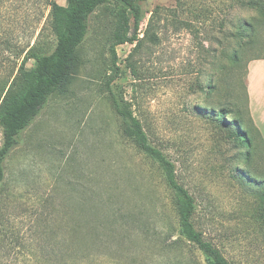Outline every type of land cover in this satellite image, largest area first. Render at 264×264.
Here are the masks:
<instances>
[{
  "label": "rangeland",
  "instance_id": "374dc122",
  "mask_svg": "<svg viewBox=\"0 0 264 264\" xmlns=\"http://www.w3.org/2000/svg\"><path fill=\"white\" fill-rule=\"evenodd\" d=\"M34 1H13L14 10L0 16V29L9 40L19 35L20 44L49 53L55 37L48 17L58 16L66 0L39 7ZM140 5L141 40L117 46L115 65L111 26L91 18L66 92L49 97L5 159L0 264H204L185 241L172 246L179 236L171 190L157 164L124 136L110 92L128 104L148 142L174 164L178 183L194 199L192 220L203 238L230 264H264L258 187L264 179L246 180L247 149L228 135L233 115L223 119L228 127L217 121L226 99L206 89L219 78L214 67L225 46L224 22L234 24L239 9L233 0ZM263 55L245 51L238 78L250 58ZM32 65L29 60L26 68ZM253 141V168L264 171L263 147Z\"/></svg>",
  "mask_w": 264,
  "mask_h": 264
},
{
  "label": "trees",
  "instance_id": "16d2710c",
  "mask_svg": "<svg viewBox=\"0 0 264 264\" xmlns=\"http://www.w3.org/2000/svg\"><path fill=\"white\" fill-rule=\"evenodd\" d=\"M13 1L15 0H0L2 18L7 8L10 12L14 10ZM146 1L66 0L58 16L52 14L48 17V27L55 37V45L49 53L39 52L36 46H30L26 41L20 44L21 39L24 38L19 35L9 40L5 31H2L3 28L0 29V68L4 70L0 77V128L2 131L0 184L5 175V159L18 144L20 133L33 122L49 97L63 95L70 85L73 74L81 63L82 45L88 34L91 18L100 16L101 23L108 22L111 26L107 39L110 43L112 62L115 65L117 46L134 43L138 45L141 40L138 31L145 13L140 4ZM233 1L239 12L234 19V24L224 22L222 36L225 46L219 56L222 58L221 61H216L214 57L216 64L211 62V65L215 64L214 69L219 78L215 80L212 78L206 89L209 96L222 91V97L226 99L224 103L229 112L226 108L217 110V121L222 127H228L224 125L223 119L228 114L233 115L231 126L228 127V135L234 139L237 146H244L247 149L245 163L250 168L249 173L246 172L248 176L246 180L250 183L257 181L258 177L264 179V176L259 175L263 170L254 169L252 165L254 155L257 154L254 137L262 145L263 155L264 142L253 126L247 108V64L254 59H264V55L247 61L241 79L238 78L236 71L240 57L245 51L250 49L264 51V0ZM43 2L50 5L53 3L50 0H35L34 4L39 7ZM11 6L13 8L10 9ZM29 60L33 61V65L27 69L26 64ZM240 92L243 94L246 120L241 117ZM109 98L115 114L122 120L124 136L157 164L167 187L171 190L179 236L172 246H182L180 240H183L201 253L204 264H230L221 251L206 241L195 229L192 220L196 209L195 202L188 190L178 183L174 164L148 142L141 123L133 115L128 104L123 103L111 92ZM249 132H254V136H251ZM241 178L242 182L246 177L241 176ZM258 184L262 191L259 198L264 201V181L261 180ZM261 223L264 226V210L261 213ZM65 254L68 253L65 252Z\"/></svg>",
  "mask_w": 264,
  "mask_h": 264
},
{
  "label": "crops",
  "instance_id": "0c3cea01",
  "mask_svg": "<svg viewBox=\"0 0 264 264\" xmlns=\"http://www.w3.org/2000/svg\"><path fill=\"white\" fill-rule=\"evenodd\" d=\"M246 87L249 116L264 142V59L248 62Z\"/></svg>",
  "mask_w": 264,
  "mask_h": 264
}]
</instances>
